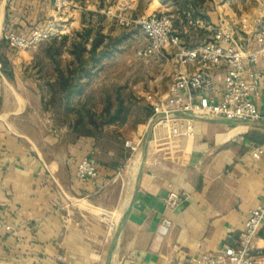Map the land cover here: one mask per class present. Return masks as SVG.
I'll return each instance as SVG.
<instances>
[{
	"label": "crops",
	"instance_id": "0c3cea01",
	"mask_svg": "<svg viewBox=\"0 0 264 264\" xmlns=\"http://www.w3.org/2000/svg\"><path fill=\"white\" fill-rule=\"evenodd\" d=\"M107 1L66 0L59 9L54 0H0V217L12 228L0 227V264H198L203 254L234 245L249 210L261 205L264 142L252 136H264L262 125L175 114L181 136L170 139L168 124L153 126L140 170L150 119L112 150L53 123L37 89L34 53L3 35L65 27L72 14L86 28L92 19L83 15L96 16ZM201 1L186 10L175 0H135L131 14L175 8L173 31L193 47L211 39L206 26L238 19L228 0ZM223 76L214 73L217 83ZM162 81L156 91L167 96L171 80ZM256 104L263 108L264 96ZM128 140L141 141L136 152ZM86 156L98 163L95 184L76 177ZM172 190L181 195L175 208L167 204ZM256 244L264 246V231Z\"/></svg>",
	"mask_w": 264,
	"mask_h": 264
},
{
	"label": "built area",
	"instance_id": "2783aa9c",
	"mask_svg": "<svg viewBox=\"0 0 264 264\" xmlns=\"http://www.w3.org/2000/svg\"><path fill=\"white\" fill-rule=\"evenodd\" d=\"M54 1L59 9L66 4V0ZM134 3L135 0H119L115 8L104 12L115 16L121 24L140 25L149 42L137 52L138 57L146 62L160 61L162 73L158 81L171 80L167 96L157 91L145 95L152 107L150 120L154 121V126L168 124L169 138L175 139L182 134L180 124L174 119L178 113L200 118L264 122V107L256 104V100L264 96V68L260 66L264 59V0H257L255 13L243 14L234 22L223 21L216 27L206 26L212 30L211 39L193 47L185 45L180 36L173 33V20L165 12L153 11L148 16L136 18L123 15ZM197 23L201 24L200 21ZM51 31L52 27L36 29L27 37L7 31L3 38L11 47L25 50L47 38ZM219 70H224L221 83L214 78V73ZM140 142L128 140L125 145L136 152ZM98 176L95 157L82 158L76 177L95 184ZM180 201L178 192H169L167 204L170 208L177 207ZM0 227L12 229L1 217ZM263 231L264 194L261 205L249 210L242 233L237 238L232 237L234 245L213 254H203L198 264H264V246L256 244Z\"/></svg>",
	"mask_w": 264,
	"mask_h": 264
},
{
	"label": "rangeland",
	"instance_id": "374dc122",
	"mask_svg": "<svg viewBox=\"0 0 264 264\" xmlns=\"http://www.w3.org/2000/svg\"><path fill=\"white\" fill-rule=\"evenodd\" d=\"M118 1L108 0L106 7L97 8L99 12L94 17L92 14L83 15V17L92 19L90 26L94 29V34L100 32L106 36L104 49L110 56L101 59L95 67H92L90 78L82 79L79 82L84 85L83 92L76 95L70 104L65 94L50 86V83L56 79V66L49 58L48 50L52 48L56 52L60 48V51L56 52V58L60 66L66 67L68 65L72 58L69 51L70 45L78 39L77 33L84 29V27H80V22L77 20L79 15L72 14L70 21L64 23L66 24L65 27L53 26L47 38L29 48L34 53V74L40 80L37 89L42 94L47 105H45L46 108L53 114V123L61 127L71 128L80 115L79 113H83L85 119L79 126L81 134L85 136L93 134L92 136L96 138L102 150L116 149L117 144L126 139L129 131L140 123L138 120L143 118L140 106H143L142 103L144 102L147 103L145 96L141 93L155 92L156 83L162 73L160 61L152 59L146 62L137 55V52L149 42L140 25L132 22L121 24L115 16L107 15L104 12V9L115 8ZM196 1L191 0L192 3ZM199 1L200 3L203 2ZM133 6L124 11L123 15L128 18H136L131 14ZM227 6L228 12L239 18L241 15L250 14L252 10L256 9L257 0H228ZM172 10L174 11L175 8ZM171 11L166 13L172 15L171 18L175 21L177 14H173ZM69 13H72V9ZM73 22L74 24H71ZM173 33L179 32L175 29ZM55 40L57 43L54 42ZM166 80L167 78L162 82ZM118 96L125 101V106L131 109V114L124 124L109 125L105 122L106 118H102L101 114L106 102L111 100L115 103ZM139 97L141 100L138 99ZM138 101L142 102L141 105L136 103ZM91 113L96 114V125L90 121ZM70 123H72L71 126ZM241 130L252 131L249 126H242ZM75 133L79 134L78 132Z\"/></svg>",
	"mask_w": 264,
	"mask_h": 264
},
{
	"label": "trees",
	"instance_id": "16d2710c",
	"mask_svg": "<svg viewBox=\"0 0 264 264\" xmlns=\"http://www.w3.org/2000/svg\"><path fill=\"white\" fill-rule=\"evenodd\" d=\"M175 1L176 3L178 1L177 5L181 6V8H185L186 10H188L191 5L193 6L196 4V2L192 3L191 0ZM77 38L78 39L72 42L70 45L69 51L72 58L66 67L60 66V63L56 58V52H59L60 48H58L56 52H54L52 48L48 50L49 58L56 66V79L54 82L50 83V86L53 89L57 88V91L65 94L69 104L76 95L83 92L84 85L80 84L79 82L82 79L90 78L92 76V67H95L96 64L101 61V59L107 57L108 55L110 56V54L104 49L106 36L100 34V32H96L94 34V29L91 26H88L82 31L78 32ZM54 42L57 43V40ZM1 61L3 64L6 63L3 59H1ZM115 103L111 100L106 102L101 114L102 118H106L105 122L109 125H118L119 123L124 124L130 117L131 109H128L125 106V101L119 96L117 97V101ZM141 103L142 102L139 101L140 105ZM142 104L143 106L140 107L142 109L143 118L139 119L138 121L147 122L152 116V107L148 103ZM79 114L80 115L78 118H76L74 123L72 122L73 127L71 128L74 130V132H78L79 135H82L79 130V126L83 123L85 118L83 113L80 112ZM90 121L94 125L97 124L96 114H90ZM72 123H70V126ZM92 135L93 134H88V136ZM252 138H254V140L258 143L264 142V136L260 135L259 133L252 136Z\"/></svg>",
	"mask_w": 264,
	"mask_h": 264
},
{
	"label": "water",
	"instance_id": "95a60500",
	"mask_svg": "<svg viewBox=\"0 0 264 264\" xmlns=\"http://www.w3.org/2000/svg\"><path fill=\"white\" fill-rule=\"evenodd\" d=\"M223 121L227 124H259V125L264 126V122H256V121H252V120H228V119H224ZM153 126H154V121L150 120L148 123V126H147V131H146L144 139H143V148L144 149H143V156H142V162H141L140 170L142 169V167L144 165L148 141H149ZM123 221H124V219L122 220V222Z\"/></svg>",
	"mask_w": 264,
	"mask_h": 264
}]
</instances>
